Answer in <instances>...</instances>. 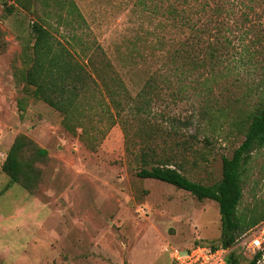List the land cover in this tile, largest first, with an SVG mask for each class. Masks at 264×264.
I'll return each instance as SVG.
<instances>
[{
  "label": "rangeland",
  "instance_id": "rangeland-1",
  "mask_svg": "<svg viewBox=\"0 0 264 264\" xmlns=\"http://www.w3.org/2000/svg\"><path fill=\"white\" fill-rule=\"evenodd\" d=\"M57 1L9 0L13 10L8 14L0 0V30L5 41V50L0 53V264H171V247L182 250L195 242L218 243L221 224L216 201L199 200L167 182L138 176L140 163L135 153L146 146L159 153L184 152L183 173L193 181L211 184L221 177V157L231 156L242 140L241 135L232 134L227 126L219 131L197 128L191 103L199 96L191 90L192 82L185 94L172 96L170 90H164L148 111L126 113L123 124L118 121L109 126L95 114L86 134L80 127L74 133L65 130L62 115L35 99L31 88H22L14 76V69L24 66L21 55L31 39L33 22L46 21L55 36L63 40L69 33L59 19L65 8ZM72 1L85 21L81 27L76 25L75 30L103 47L134 95L147 73L162 65L163 50L155 51V57L137 56L132 61L127 54L132 49L144 54L154 49L160 18L137 9L135 0ZM227 1L233 11L222 14L216 26V13L210 7L200 21V28H207L210 39L215 29L227 34L232 44L235 42L231 48L235 57L240 49L237 39L244 26L259 30L264 46L261 3ZM242 2L252 7L246 8V20L242 16ZM162 32L165 48L190 35V31L167 25ZM258 59L264 63V52ZM253 68L256 67H238L220 77L217 83H212L214 94L223 98L241 93L235 86L258 77L259 70ZM189 80L184 83L187 85ZM176 81L173 79L174 85ZM19 105L24 109L19 111ZM185 120L186 125L179 123ZM143 121L158 128L148 143L146 135L141 136L142 127H148ZM172 126L178 136L165 135ZM17 133L28 135L47 150L34 193L11 183L1 170ZM161 134L166 136L165 141ZM194 134L197 139L193 141L189 136ZM184 138L192 148L185 141L182 143ZM242 189L243 211L249 214L254 205L264 203V147L255 150L246 165ZM235 250L240 262L248 264L251 255L239 247Z\"/></svg>",
  "mask_w": 264,
  "mask_h": 264
},
{
  "label": "trees",
  "instance_id": "trees-1",
  "mask_svg": "<svg viewBox=\"0 0 264 264\" xmlns=\"http://www.w3.org/2000/svg\"><path fill=\"white\" fill-rule=\"evenodd\" d=\"M2 0L4 11L11 14L13 4ZM227 0H135L134 6L150 15L160 18L161 27L155 33L154 49L138 53L132 49L129 60L137 56L147 59L155 57V51L163 50L159 69L148 72L135 94L128 90L122 77L118 74L103 47L95 40L91 41L85 33L75 29L85 23L82 13L72 0H58L60 7L65 8L63 17H59L69 33L63 39L55 36L46 21L33 22L30 26L31 39L23 51V67L14 69V76L23 87L31 88V95L45 102L62 115V127L70 132L76 128L88 132L93 115L99 120L104 119L108 125L120 121L123 124L126 113L139 114L150 109L153 100L160 98L161 92L170 90L172 96L185 94L190 90L196 92V101L191 103L197 119V128L208 127L219 131L227 126L232 134L241 135L242 140L232 151L230 157H221V177L211 184L193 181L185 171L184 152L163 153L146 146L135 153L140 163L137 175L144 178H154L177 188L192 193L197 199H212L216 201L220 214L221 235L218 243L210 245L230 246L238 235L264 220V203L254 205L249 214L240 209L242 200V179L246 165L251 162L253 152L264 147V63L258 62L264 52L263 36L259 30L244 26L242 34L237 39V56H233L232 40L227 34L215 29L212 39L207 28L201 27L200 21L211 7L216 13V26L222 14H229L232 8L226 5ZM258 1L264 8V0ZM228 2V1H227ZM213 3V4H212ZM242 16L247 19V9L250 4L242 2ZM165 23V24H164ZM77 25V26H76ZM180 31H190V35L169 43L165 48V26ZM232 31L229 30L228 32ZM0 30V53L5 50V41ZM232 48V49H231ZM256 67L258 77L250 82L238 83L237 91L231 95L219 97L215 95L212 83H217L220 77L227 76L238 67ZM248 69V68H247ZM255 72V71H254ZM190 77H192L191 80ZM173 79L177 80L175 85ZM184 80H189L187 85ZM178 84L177 87H175ZM235 89V90H236ZM221 89L219 90V93ZM24 106L19 105V111ZM185 125L188 120L183 122ZM141 129V136L146 135L148 143L156 135L155 125L147 124ZM123 125V130H126ZM169 137L178 136L177 129L172 126L165 134ZM161 134L165 141L166 136ZM193 141L197 134L190 135ZM207 139V137H203ZM192 148L187 138L182 143ZM186 149V147H182ZM47 150L24 133H17L1 164V170L9 177L11 183H16L29 193H34L41 180L40 164L47 159ZM180 156V157H179ZM180 158L177 161L175 158ZM197 242H195L196 245ZM204 245L202 243H197ZM192 245V246H193ZM255 256L248 264H255ZM229 264H242L231 251L227 255Z\"/></svg>",
  "mask_w": 264,
  "mask_h": 264
},
{
  "label": "built area",
  "instance_id": "built-area-1",
  "mask_svg": "<svg viewBox=\"0 0 264 264\" xmlns=\"http://www.w3.org/2000/svg\"><path fill=\"white\" fill-rule=\"evenodd\" d=\"M239 247L255 256V264H264V220L251 227L230 245H193L185 249L171 247V264H229L227 255Z\"/></svg>",
  "mask_w": 264,
  "mask_h": 264
}]
</instances>
